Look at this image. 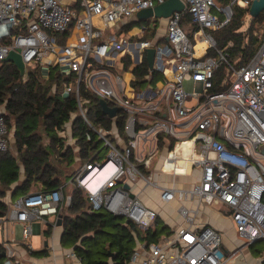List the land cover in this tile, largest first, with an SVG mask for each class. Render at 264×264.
<instances>
[{
    "label": "built area",
    "instance_id": "obj_1",
    "mask_svg": "<svg viewBox=\"0 0 264 264\" xmlns=\"http://www.w3.org/2000/svg\"><path fill=\"white\" fill-rule=\"evenodd\" d=\"M164 1L0 0V64L15 50L24 62L23 80L30 67L44 64L65 77L61 95L75 96L80 115L102 145L70 179L85 192L90 210L105 209L139 228L152 227L157 212L133 190L143 183L157 188L165 202L202 198L226 209L239 237L247 243L264 239V28L255 51L238 66L229 60L231 42L219 47L214 33L230 21L236 7L250 21L252 0H182L184 9L167 18L164 41L158 35L143 37L155 27L152 21L140 24L138 31L125 29L137 11ZM186 15L194 25L192 37L181 25ZM199 42L203 49L196 55ZM149 47L155 49L153 68L137 83L134 67L147 62ZM82 89L117 107L113 117L107 114L111 127L89 121L83 108L89 99ZM8 148L0 108V151ZM102 148L107 149L103 156ZM196 168L191 186L176 184V176ZM70 198L61 186L31 191L14 198L3 219L23 223L27 236L33 222L54 216V224ZM197 212L182 204L174 235L144 240L128 264L230 263L221 233L196 224ZM4 248V264H12L13 250Z\"/></svg>",
    "mask_w": 264,
    "mask_h": 264
},
{
    "label": "trees",
    "instance_id": "obj_2",
    "mask_svg": "<svg viewBox=\"0 0 264 264\" xmlns=\"http://www.w3.org/2000/svg\"><path fill=\"white\" fill-rule=\"evenodd\" d=\"M244 20L245 10L236 7L230 21L214 33L219 47H226L231 42L227 46L229 60L237 66L246 62L259 44L258 34L264 24V11L252 18L243 30ZM137 23L143 24L131 20L125 29ZM149 36V33L143 35L144 38ZM126 64H130L128 58ZM148 72V64L143 59L134 67L136 82L142 83ZM64 80L65 77L56 68H52L48 78H44L40 65L30 67L26 80H23L12 61L3 60L0 64V107L4 109L8 138L12 128L16 145V154L9 148L0 151V219L8 208L3 198L13 183H17L14 197L31 192L33 187L52 190L62 184L64 190L66 185L63 182L69 180L77 169L68 173L61 163L67 166L77 163L79 166L88 161L101 145L80 115L75 96L61 95ZM82 95L89 99L83 105L89 121L94 125L111 127L113 119L102 111L99 98L84 89ZM72 116L71 130L76 138V150L72 145H65V140L58 135ZM116 125L121 130L122 120L118 119ZM44 138L48 139L47 143H44ZM21 168L24 178L18 181ZM68 194L70 202H64L61 207V242L75 245L76 253L85 264H110L109 258L112 264H126L137 241L155 242L161 234L170 233L157 218L152 227L143 229L132 221L125 223L123 216H115L105 209L90 210L85 192L73 183ZM261 200L264 202V195ZM4 250L0 243V253ZM4 259L0 257V264H4ZM12 264L22 263L12 261Z\"/></svg>",
    "mask_w": 264,
    "mask_h": 264
},
{
    "label": "crops",
    "instance_id": "obj_3",
    "mask_svg": "<svg viewBox=\"0 0 264 264\" xmlns=\"http://www.w3.org/2000/svg\"><path fill=\"white\" fill-rule=\"evenodd\" d=\"M163 21L167 23V18ZM133 30H135V28H133ZM164 32H161L160 29L156 31L155 28H153L152 30L146 31L144 34H151L149 37H154V35L161 36L159 38L161 40L165 39L163 35ZM45 65L47 64L40 65V71L44 78H48L52 67H49L48 65L45 67ZM155 74L158 76L155 77ZM153 76L156 79L159 77V74L154 73ZM72 119L73 116L70 121L64 124L63 128L58 132V135L65 140V145H72L76 150V138L72 136L71 130ZM67 124L68 126H66ZM187 145L188 143L183 144V148L185 150L187 149ZM77 159L78 158L75 156V160ZM72 165L73 169H77V167H80L82 164L76 167H74L75 163ZM20 172L21 173L19 174L18 181L24 178L22 168ZM70 179L63 182L66 185L64 187L65 189H62L63 195L65 197L69 195L65 193L67 190L70 191L72 185V181ZM195 181L196 180L193 178L192 180H182L180 182L176 181V184L180 187H189ZM16 184L17 183H13L12 188L7 190L6 195L3 198L4 202H6L8 206L16 197L13 195ZM138 184H140L139 189H137ZM60 186L62 187V184ZM39 189L40 187L37 189H34L33 187L30 191ZM133 190L138 193L140 200L146 206L154 209L157 212V219L169 229L170 233L161 234L159 238L165 235H174L178 225L181 223L178 209L183 204L191 209L198 210L195 218L196 224L211 225L221 233L223 250L226 254L232 255L230 263L228 264H264V239L257 240L253 243H247L245 239L239 237L226 209H224V211L227 215H222L215 210L213 205L207 204L202 198L187 200L174 198L168 202H165L159 198L158 191L149 186L144 187L143 183L135 184L133 186ZM42 223L44 222H33L31 226V232L25 236L23 234V223L15 221L7 222L3 218L0 219V243L3 246H11L13 250V262L22 264H85L81 257L76 253L75 245H64L61 242V236L63 232L62 225L57 226L55 223L53 224L50 219H48L45 224ZM16 224H20L19 228L16 227ZM143 241L144 240L137 241L134 250ZM128 260L126 264H128ZM108 262L112 264V260L110 258L108 259Z\"/></svg>",
    "mask_w": 264,
    "mask_h": 264
},
{
    "label": "water",
    "instance_id": "obj_4",
    "mask_svg": "<svg viewBox=\"0 0 264 264\" xmlns=\"http://www.w3.org/2000/svg\"><path fill=\"white\" fill-rule=\"evenodd\" d=\"M183 9H184V3L182 0H165L164 2L157 4L156 6L152 8L149 7V8L140 9L139 11H137L135 18L133 20L134 22H142L143 20L148 19L150 16H156L159 18L166 19L172 14V12L181 11ZM262 11H264V0H252V3L249 7V13L251 17L252 18L257 17ZM165 39L167 40L168 37H165ZM146 51H147V54H146L147 64H148V67L152 69L155 49L153 47H149L146 49ZM4 61H12L14 65L16 66V68L18 69L20 75L24 74L25 72L24 62L18 51H15V50L9 51L7 56L4 58ZM99 103H100L102 111L105 114H108L110 117H113L116 114L117 107H110L104 99H99ZM261 149L262 151H264V145H261ZM124 187L128 188V185L124 184ZM128 222H129V219L125 218V223H128ZM55 224L57 226L62 225L61 209L57 214ZM0 257H5V251H2L0 253Z\"/></svg>",
    "mask_w": 264,
    "mask_h": 264
},
{
    "label": "rangeland",
    "instance_id": "obj_5",
    "mask_svg": "<svg viewBox=\"0 0 264 264\" xmlns=\"http://www.w3.org/2000/svg\"><path fill=\"white\" fill-rule=\"evenodd\" d=\"M164 20V18H159V17H156V16H150L148 19H145V20H143L142 21V23H143V25H147L148 23H149V21H152V22H154V24H155V30L157 31V30H159L160 29V31L161 32H164L165 31V28H166V23L163 21ZM166 21V20H165ZM249 23V20H248V18H245V20H244V25L242 26V29L244 30L247 26V24ZM182 27H183V29L185 30V32L188 34V35H190V37H192V31H193V28H194V25H193V23H192V21H191V18H190V15H186L184 18H183V20H182ZM141 25L140 24H135L134 26H133V28H135L137 31H138V29H139V27H140ZM262 28H264V24H262L261 25V28H260V30L262 29ZM260 30H259V32H260ZM123 32H124V30H122ZM108 32H110V33H114V30H112V29H110V30H108ZM117 34V33H116ZM159 37H161V36H159ZM45 67H47V65H45ZM195 90L196 91H200L201 90V85H200V83L198 82V83H196V85H195ZM1 109L2 110H4L2 107H1ZM73 116H74V114H73ZM66 126H68V124L66 125ZM44 143H47L48 142V139H46V138H44ZM13 143H14V145H13ZM102 146V145H101ZM9 149H10V151L12 152V153H14V154H16V145H15V140H14V136H13V131H12V128L10 129V131H9ZM106 151H107V149H105V148H102L101 149V156H103L105 153H106ZM159 158V156H157L156 158H155V162H154V164L152 165V167H151V169L152 170H154V167H155V164H156V161H157V159ZM54 162V161H53ZM61 166L62 167H64L65 168V170L69 173V172H71L72 170H73V165H69V166H67V164L66 163H61ZM77 166V163H75V165H74V167H76ZM21 173V172H20ZM198 174V169L196 168V169H194V170H192L188 175H182V176H176L175 177V180L177 181V182H180V181H182V180H192L193 178H194V175H197ZM158 177V179L160 178H164V176H161V175H156L155 176V178H157ZM165 179H168L169 180V177H166ZM161 181H162V179H161ZM140 188V184H138V187H137V189H139ZM156 191H158V189L157 188H154ZM148 190V189H147ZM33 191H35V190H33ZM147 192V191H146ZM69 193V190H67L66 191V193L65 194H68ZM215 207V210L217 211V212H219V213H221L222 215H227L226 213H225V211H224V209L223 208H220L219 206H214ZM51 221H53L54 220V216H50V217H48ZM42 224H45V222L44 223H42ZM20 225V224H19ZM19 225L18 224H16V227H18L19 228ZM160 225H162V222L160 223ZM168 229V228H167Z\"/></svg>",
    "mask_w": 264,
    "mask_h": 264
},
{
    "label": "bare ground",
    "instance_id": "obj_6",
    "mask_svg": "<svg viewBox=\"0 0 264 264\" xmlns=\"http://www.w3.org/2000/svg\"><path fill=\"white\" fill-rule=\"evenodd\" d=\"M202 49H203V43H202V42H199V43L196 45V55H200L201 52H202Z\"/></svg>",
    "mask_w": 264,
    "mask_h": 264
}]
</instances>
